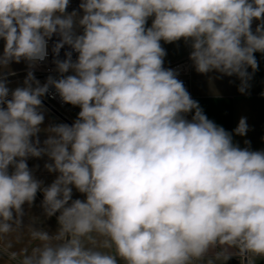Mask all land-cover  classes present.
<instances>
[{
	"label": "clouds",
	"instance_id": "obj_1",
	"mask_svg": "<svg viewBox=\"0 0 264 264\" xmlns=\"http://www.w3.org/2000/svg\"><path fill=\"white\" fill-rule=\"evenodd\" d=\"M69 3L0 0V70L44 61L54 35L55 57L65 45L78 53L75 61L72 51L54 59L59 78L42 85L28 71L24 86L10 91L0 72V240L23 232V205L38 191L44 214L59 212L55 234L29 226L33 246L0 244V257L226 264L235 256L255 264L264 257V150L241 148L207 117L164 67L161 41L183 39L196 72L236 76L244 94L258 70L254 54H264V0H81L79 17L67 12ZM50 87L80 111L71 125L44 129L41 146V98ZM248 130L242 117L233 132ZM45 155L47 171L58 173L46 187L27 164ZM73 187L86 198L73 200Z\"/></svg>",
	"mask_w": 264,
	"mask_h": 264
},
{
	"label": "crops",
	"instance_id": "obj_2",
	"mask_svg": "<svg viewBox=\"0 0 264 264\" xmlns=\"http://www.w3.org/2000/svg\"><path fill=\"white\" fill-rule=\"evenodd\" d=\"M151 23L152 18H149L147 26H151ZM259 23L260 21H257L252 26L253 31H255ZM4 43L5 41L0 39V54L3 53ZM161 45L167 53L164 58V67L166 69L171 64L187 57L191 51L190 44L185 43L183 39L174 43H164L161 41ZM254 55L258 61V70L253 74L249 82L250 87L244 94L238 91L240 80L236 76H222L216 72L208 74L196 72L189 58L190 55L188 56L189 80L192 98L198 101L200 107L210 120L233 133V142L241 148L248 147L253 151H262L264 150V54L257 52ZM25 67L26 62L22 60L19 63L12 62L6 69L0 70L3 75L11 76L7 79L10 91L21 86L20 82L24 79ZM248 71L252 72L250 68ZM43 111L45 119L40 126L42 131L38 134L41 146H43V141L48 136V133L44 129L50 125L65 123L53 115L44 105ZM79 111V106L70 105L63 110V113L73 123L77 119ZM242 117L247 119L249 130L245 136H238L235 135L233 130ZM245 141H249V144H245ZM51 162L46 155L39 158L29 157L27 159L28 167L32 170L34 177L41 181L45 187L50 185L58 175V173L49 172L45 168V164ZM12 170L10 167L9 171L11 172ZM39 192L43 195V192ZM85 198V194L78 192L73 187V200H84ZM41 204L42 201L37 195L31 205L25 203L23 205L24 215L21 227V231L23 232L5 236L0 240V244L12 243V250L16 251L22 248L30 249L33 246V242L27 233L29 226L46 231L49 235L55 234L59 227L57 217L55 215L47 217ZM120 264H123V262H120ZM226 264H240V259L233 256ZM255 264H264V257H257Z\"/></svg>",
	"mask_w": 264,
	"mask_h": 264
},
{
	"label": "built area",
	"instance_id": "obj_3",
	"mask_svg": "<svg viewBox=\"0 0 264 264\" xmlns=\"http://www.w3.org/2000/svg\"><path fill=\"white\" fill-rule=\"evenodd\" d=\"M81 0H70L69 6L67 8V12L71 13L72 11H77L78 13V17L83 15L82 10L79 9V4H80ZM257 22V20H254L252 23V26L255 25V23ZM76 32L77 34H81L83 32V29L80 27L76 28ZM59 37L57 36H53L49 42H48V56L46 57V59L42 62H37L36 65L34 67H32L31 69L28 66L27 72L28 71H32L35 78L40 82V84H44L47 81V78L49 76H52L54 78H56V75H58L59 73L56 71V66L54 64V59L58 58V59H65V53L68 51H72V59L73 61H75L78 57V53H76L75 51H73L68 45H65L60 53L58 57H55L53 52H52V47L54 45V43L58 42ZM191 52V51H190ZM189 52V55H190ZM188 55V56H189ZM188 56L185 57L184 59L177 61L173 64H171L168 68L174 70L177 74H178V79H180L183 83L185 88L187 89V91L190 93L191 95V89H190V80H189V60H188ZM167 68V69H168ZM66 74H73L71 71L69 73ZM192 97V95H191ZM42 99L44 101H46L51 107H53L54 109H56L57 111L63 113V110L70 106L71 104H67L64 103L62 101V99L60 98V96L58 95V93H56L54 88L49 89V93L46 94L44 97H42ZM64 114V113H63ZM192 113L187 114V118L191 119Z\"/></svg>",
	"mask_w": 264,
	"mask_h": 264
},
{
	"label": "water",
	"instance_id": "obj_4",
	"mask_svg": "<svg viewBox=\"0 0 264 264\" xmlns=\"http://www.w3.org/2000/svg\"><path fill=\"white\" fill-rule=\"evenodd\" d=\"M11 98V96H9V99ZM42 99V98H41ZM42 102H43V105L45 107H47V109L53 114L55 115L56 117H58L60 120H62L63 122H65L66 124H69L71 125L72 122L61 112L57 111L56 109H54L53 107H51L46 101H44L42 99ZM41 201H43V195L38 191L37 194H36ZM56 217L59 216V213L57 212L56 214H54Z\"/></svg>",
	"mask_w": 264,
	"mask_h": 264
},
{
	"label": "rangeland",
	"instance_id": "obj_5",
	"mask_svg": "<svg viewBox=\"0 0 264 264\" xmlns=\"http://www.w3.org/2000/svg\"><path fill=\"white\" fill-rule=\"evenodd\" d=\"M27 69H28V66H27V63H26V67H25V75H24V79L20 82L21 84V86L20 87H23L24 86V80H25V78H26V76H27ZM59 75L60 74H58V75H56V78H59ZM65 75H68V74H65ZM6 77H7V79H9V77H11V76H9V75H5ZM0 264H10V262L7 260V257L6 256H3V257H0Z\"/></svg>",
	"mask_w": 264,
	"mask_h": 264
}]
</instances>
